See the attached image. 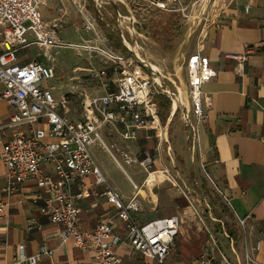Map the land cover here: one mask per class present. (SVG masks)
Wrapping results in <instances>:
<instances>
[{"label":"built area","instance_id":"built-area-1","mask_svg":"<svg viewBox=\"0 0 264 264\" xmlns=\"http://www.w3.org/2000/svg\"><path fill=\"white\" fill-rule=\"evenodd\" d=\"M52 1L55 0H0V99L14 109L8 121L0 124V158L5 167L2 191L4 195H9L24 181L33 180L37 187L49 193L48 197L42 199L40 213L59 226L58 235L62 242L71 239L80 250L89 251L90 264H120L115 248L121 238L112 229L111 219L96 224L93 229H84L78 223L76 201L90 195V191L80 185L86 176L92 175L94 183L103 186L100 196L115 206V216L125 223L126 244L142 256L143 264H165L175 249L174 240L179 233L178 217L171 215L142 224L136 222L131 213L140 211L141 207L135 195L123 202L96 166L90 152L94 142L104 145L100 134L102 128L116 131L124 140H135L139 130L144 129L152 132L156 138L167 141V132L161 127L157 108L151 102L155 82L159 86L161 83L149 78L138 64L149 67L153 74L159 69L127 48L125 40L130 39L123 38L128 50L125 53L115 49L106 35L99 31L88 4L93 5L95 15L102 16L110 0H68L81 15L84 31L94 35L93 43L88 45H73L62 38L66 16L64 7L58 8L56 16L49 20L42 17L41 6ZM160 4L156 2L157 6ZM245 8L248 9V6ZM116 23L121 34L124 30L131 39L133 36L129 27L139 34L133 27L137 23L134 15L117 13ZM27 47H35L46 63L36 59L21 60L18 52ZM61 48L85 49L88 53L96 54L112 73V77H109L104 69L91 71L90 76L98 80L103 91L101 94L83 96L80 118L76 121L64 118L57 111L67 104L66 95L55 98L52 87L45 88L41 84L43 80L54 78L50 52ZM249 53L250 50L242 54L226 53L224 58L235 61L237 70ZM185 69L187 98L194 118L192 139L195 143L199 141L203 110L211 107L210 97L202 93V85L216 72L200 51L189 54ZM177 91L181 101L180 87ZM5 129L11 132L3 141L2 131ZM124 161L130 163L132 160L124 155ZM149 164L147 157L140 162L147 173ZM44 165L50 166L53 173H45ZM73 184L80 186L76 193L71 190ZM172 185L176 186L175 183ZM6 206L5 202L0 203V214ZM237 223L244 228L245 219L238 217ZM31 228L29 225L28 229ZM206 230L212 246L206 241L207 248L192 264H212L216 260L215 251L218 252L220 264H230L216 246L210 231ZM259 246L257 242L253 250H258ZM43 254L52 255V250L42 245L33 255L25 256L23 245H19L15 261L36 264ZM239 264L257 263L245 250Z\"/></svg>","mask_w":264,"mask_h":264},{"label":"crops","instance_id":"crops-1","mask_svg":"<svg viewBox=\"0 0 264 264\" xmlns=\"http://www.w3.org/2000/svg\"><path fill=\"white\" fill-rule=\"evenodd\" d=\"M108 5L103 15L97 16L93 5L88 4L90 13L106 27H109L108 14L112 19L114 15L113 20L116 21L117 13H132L123 0H110ZM68 6H72L68 0H55L43 4L40 11L42 17L49 20L56 16L58 8L64 7L67 21ZM120 6L126 7L127 13ZM123 34H126L125 31ZM61 36L65 40L62 31ZM246 50H250V53L237 70L235 61L224 58L226 53L242 54ZM36 51V58L34 55L33 58L23 56L20 59H44ZM197 51L208 59L216 72L215 76L202 85L203 95L211 100V107L203 110L199 131L202 141L199 150L204 161L202 163L219 195L220 203L229 211V214H220L223 217H219H229L235 227L238 226V217L245 219L244 228L240 227L242 237L239 243L243 256L246 250L255 263L264 264V0H223L202 32L198 47L193 53ZM176 76L182 81L179 70ZM98 87L102 93L103 90L99 85ZM13 112V107L0 99V124L6 123ZM100 131L105 133L110 146H116L122 158L127 155L132 160L126 164H134V179L106 143L101 145L94 142L90 147L96 166L123 202L126 203L135 195L141 207L140 211L131 213L136 222L142 224L171 215L178 217L179 233L175 253L171 255L172 261L177 260L178 263L175 264H192L207 248L202 232L203 220L187 195L179 194L175 186L155 175L156 172L150 174L151 178H147V172L140 166L146 156L151 159L147 151L141 154L139 148L150 144L152 132L139 130L135 143L134 140L122 139L116 131L108 128ZM10 132L8 129L2 131L3 141ZM123 140L126 142L124 145ZM162 140L152 151L155 155L153 157L160 161L165 154ZM128 141L131 143H127ZM98 144L111 155L128 183H113L115 180L112 177V163L107 154L106 159H101L98 163L92 153L93 146ZM1 152L0 141V155ZM44 172L52 174L53 169L44 165ZM4 173L5 167L0 158V203L7 204L5 211L0 214V264H28L15 261L19 245H23L25 256L33 255L42 245L52 250V255H41L36 264H90L91 253L80 250L71 239L62 242L58 235L59 226L40 213L42 199L48 197L49 193L28 179L13 193L4 195ZM80 186L88 189L90 195L76 201L79 225L84 229H93L96 224L111 219L112 229L121 238L115 248L120 264H143L142 256L126 244L125 223L115 216V206L100 196L103 186L94 183L92 175L86 176ZM80 186L73 184L72 192H78ZM29 225L31 229H28ZM257 242L260 243L259 249L253 250ZM237 259L239 264L243 257L239 258L237 255ZM218 260L216 258L212 264H220Z\"/></svg>","mask_w":264,"mask_h":264},{"label":"rangeland","instance_id":"rangeland-1","mask_svg":"<svg viewBox=\"0 0 264 264\" xmlns=\"http://www.w3.org/2000/svg\"><path fill=\"white\" fill-rule=\"evenodd\" d=\"M123 1L134 14L137 23L133 27L139 34L134 32L131 27H129V31L133 36L132 39L127 32H125V35L121 34L116 21L113 20L115 16L112 13L110 14L113 19L108 14L109 27L104 26L103 22L98 19H95V22L101 33L107 36L110 35L116 43L119 42L120 47H114L111 43L115 49L127 53V48H129L138 53L139 57L159 69L160 77L157 75L153 76L149 67L143 66L141 62V65L138 62H134L139 65L149 78L161 83L159 86L155 82V90H153L151 102L157 108L161 127L165 128L167 132V141L163 142L164 140H162L163 148L165 149L162 161L157 159V157H153L155 155L152 151L160 142V139L156 138L153 133H151L150 144L139 148L140 153L147 151L151 158L148 166L149 172H156L155 175L162 177L167 183H176L174 188L179 194H185L193 201L192 203L202 217V232L205 240L210 243V247L212 243L206 229L210 231L216 246L226 256L230 264H238L237 255L239 258L243 257L242 248L239 246L242 231L239 226L235 227L234 223L226 215L224 221L227 233L222 222L214 217L215 213L218 214L220 212V200L208 177V171L203 164L204 161H202V155L199 150L202 141L199 137V141L196 140L194 143L191 138V125L194 124V118L187 98V74L185 69L187 57L198 47L202 32L205 31L207 25L211 22L215 10L221 5L223 0ZM156 2L161 4L157 6ZM106 7H109V5H106ZM122 9L125 12L127 11L126 7H122ZM108 11L110 12V10ZM132 13L130 14L132 15ZM67 15L68 20L66 21L65 19L62 26L65 41L73 45L92 44L94 35L90 31H84L83 19L73 6H68ZM135 35L137 37L134 38ZM123 38L131 40H125L127 48L123 44ZM36 50L35 47L23 48L18 52V56L33 58L37 52ZM50 53L53 57L51 65L54 68V78L43 80L41 84L45 88L53 87L52 93L57 98L66 95L67 104L60 106L57 111L64 118L76 121L81 114L83 96L85 94H101L98 87L99 82L90 76L91 71L104 69L109 77H112V73L100 56L88 53L85 49L61 48L52 50ZM38 60L42 63L46 62L40 57ZM177 70L180 71L182 81L181 79L179 81L178 76H176ZM176 86L180 87L182 95V100H178V104H176V99H179ZM167 90L170 92H167ZM172 94L176 96L174 97ZM157 97H163L162 101L161 98L158 99ZM171 111L173 112L171 113ZM201 121L199 123V131ZM100 133L109 150L134 179L132 175V165L134 164H126L121 153L117 152L116 146H110L105 133L102 131ZM134 142L136 143V140ZM127 143L131 142L128 141ZM122 144L124 145L126 142L124 141ZM193 146L195 147L194 150L192 149ZM123 148L125 147L123 146ZM92 153L98 159V163L101 162V159H106L107 154L108 159L112 163V177L115 180L113 183H128L124 178L123 172H120L111 155L103 147L99 144L94 145ZM136 170L139 171L137 168ZM140 173L144 175L141 169ZM171 193H173L172 190ZM177 236L174 240L175 245ZM174 253L175 249L172 250L171 255H174ZM215 253V257L219 258L218 252L215 251ZM171 255L166 259L165 264L178 263L177 260L172 261Z\"/></svg>","mask_w":264,"mask_h":264},{"label":"trees","instance_id":"trees-1","mask_svg":"<svg viewBox=\"0 0 264 264\" xmlns=\"http://www.w3.org/2000/svg\"><path fill=\"white\" fill-rule=\"evenodd\" d=\"M106 37H107V39L109 40V42L112 43V44L114 45V47H120V46H119V42L116 43V41L113 40L112 37H111L110 35H108V36L106 35ZM114 41H115V42H114ZM158 96H160V95H158ZM157 98H158V97H157ZM159 98H161V101H162V98H163V97H159ZM159 98H158V99H159ZM161 101H159V102H161ZM219 206H220V213H218V214L215 213V216H214V217L217 218V219H219V220L222 222V225L224 226V229H225V221H224V218H220L219 216H222V217H223L224 213H225V214H229V213H228L229 211H228V209L225 207L224 204H221V203H220ZM220 214H223V215H220ZM225 231H226V229H225ZM226 232H227V231H226ZM227 233H228V232H227Z\"/></svg>","mask_w":264,"mask_h":264},{"label":"bare ground","instance_id":"bare-ground-1","mask_svg":"<svg viewBox=\"0 0 264 264\" xmlns=\"http://www.w3.org/2000/svg\"><path fill=\"white\" fill-rule=\"evenodd\" d=\"M128 49H129V48H128ZM129 50H130V49H129ZM130 51L133 52L134 54H137V55H138V53H136L135 51H132V50H130ZM138 56H139V55H138ZM158 73H159V72L157 71V73H155V74H153V75H154V76H155V75L158 76ZM157 79H158V78H157ZM158 81H159V79H158ZM158 83H159V82H158ZM178 100H179V99H176V104H178ZM186 102H187V100H186ZM173 105H174V103H173ZM188 106H189V105H188ZM172 108H173V107H172ZM172 112H173V111H171V113H172ZM191 138H192V137H191ZM147 174H148V176H147V178H148V177H150V174H153V172H148ZM150 178H151V177H150ZM152 178H153V177H152ZM153 179H154V178H153Z\"/></svg>","mask_w":264,"mask_h":264},{"label":"water","instance_id":"water-1","mask_svg":"<svg viewBox=\"0 0 264 264\" xmlns=\"http://www.w3.org/2000/svg\"><path fill=\"white\" fill-rule=\"evenodd\" d=\"M176 88H177V89H179V87H178V86H176Z\"/></svg>","mask_w":264,"mask_h":264}]
</instances>
